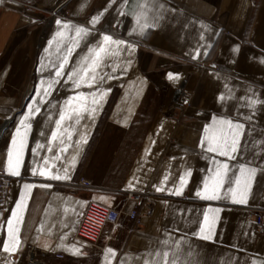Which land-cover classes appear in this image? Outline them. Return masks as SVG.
Instances as JSON below:
<instances>
[{
  "label": "crops",
  "instance_id": "0c3cea01",
  "mask_svg": "<svg viewBox=\"0 0 264 264\" xmlns=\"http://www.w3.org/2000/svg\"><path fill=\"white\" fill-rule=\"evenodd\" d=\"M101 46L76 87L68 74ZM29 105L39 112L25 127ZM3 126L0 264H164L165 252L168 264H264V234L248 218L264 197V0H0ZM223 165L218 198L197 195ZM242 166L255 172L234 197ZM128 191L150 198L139 222L100 254L69 242L88 202L111 207Z\"/></svg>",
  "mask_w": 264,
  "mask_h": 264
},
{
  "label": "built area",
  "instance_id": "2783aa9c",
  "mask_svg": "<svg viewBox=\"0 0 264 264\" xmlns=\"http://www.w3.org/2000/svg\"><path fill=\"white\" fill-rule=\"evenodd\" d=\"M58 8L52 11V15L58 13ZM178 88L175 94L180 91ZM184 93V91H182ZM185 95V93H184ZM180 95L176 105H183V97ZM9 180L2 178L0 181V204L4 200ZM79 186L89 188L90 184L80 179ZM150 198L147 194L124 192L122 197L114 206L107 207L97 202L90 201L86 204L81 216L78 220L75 233L69 239L70 243L79 245L83 250L100 254L111 242L117 240L116 230H120L121 226L126 222H139L136 207L139 205L149 204ZM135 207L129 209L130 205ZM248 218L255 224L258 235L264 234V197L262 206L258 209L251 210ZM57 260H62V254H55Z\"/></svg>",
  "mask_w": 264,
  "mask_h": 264
},
{
  "label": "snow or ice",
  "instance_id": "6c2138e0",
  "mask_svg": "<svg viewBox=\"0 0 264 264\" xmlns=\"http://www.w3.org/2000/svg\"><path fill=\"white\" fill-rule=\"evenodd\" d=\"M98 20V17H94L93 18V23H95L96 21ZM61 22L60 21H57V24H60ZM65 27H67V25H65ZM85 31L84 29H77V32L78 34L80 32H83ZM103 40L105 42H108V41H112L114 43H117V44H120V43H126L125 41H113L112 40V37H110L109 35H104L103 36ZM51 43V41L49 42ZM47 51V49H46ZM105 49L103 46H101L99 48L98 51H96V54H95V58L92 60V65L89 66V67H86V68H81L80 71H76V70H73V72L69 73L68 74V77L70 80H74L75 83H76V87H79L80 85V82H86L87 81V78L89 77V75L91 74L92 72V69L93 67L97 64V61H99L100 59V54L102 52H104ZM67 61V57H65V63ZM64 68V63H61L59 69L56 71V76L59 77L62 75V70ZM170 75V78L172 77V74H169ZM95 76L93 75L91 77V83H89V86H92V83L95 82ZM45 94H47V90L45 89ZM71 100L72 98H69V101H68V104L70 105L71 104ZM94 103H96V101H93ZM29 108V112L25 114V117L24 119H22L20 121V123L22 125H25V121L28 119V116L30 114H32L33 112H39V109H32V106L29 105L28 106ZM66 116H65V113L63 111H61V114L59 116V119L56 121V125H57V129H59L61 127V123L65 120ZM70 118V117H69ZM223 123V122H222ZM229 125H231V122H228ZM25 127H28L27 125H25ZM235 127L239 128L241 127L240 125H236ZM20 132V129L18 128L17 129V134H19ZM57 136H58V132L57 131H53L52 134H51V140L52 141H55L57 139ZM24 137L21 136L20 138V141H19V150L17 152V166L19 165V154H20V151L23 149L24 147ZM12 144L13 145H16L17 144V140H16V137L14 136L13 137V140H12ZM39 147V145H38ZM228 148H229V145L227 143H225L223 145V147H213L212 144L210 143L209 144V147H208V150L209 151H220L221 155H229V151H228ZM51 150V149H49ZM236 150V147H235V141H233L232 145H231V151L234 152ZM33 151H35V149H33ZM11 156V152L9 154ZM9 163L11 164V160L9 161ZM10 171H12V169L10 168ZM255 172V169H245L243 166L241 167L240 169V176L236 178L235 180V184H236V189H230V191L233 192V196L235 197L237 192L239 191L240 189V186L242 184V180H244L246 178V173H249V174H254ZM13 174L15 175H19V172L18 171H13ZM40 175L44 176V175H47L46 172L44 171H41L40 172ZM53 179H66L67 176L65 175L64 177H61V176H53L52 177ZM211 180V184L209 183L208 180L205 181L204 183V189H203V193H200L198 192L197 195H202V198H206V199H217L218 196H219V193H218V189L223 186L225 180L227 179V165H223V166H220L216 169V172L214 174V176L210 177L209 178ZM182 183H183V178H182ZM29 185H25V188H28ZM157 190H160V189H157ZM177 194H179V192H177ZM241 196H242V193H241ZM238 202L240 203H244V199L241 198ZM22 205L21 204H17V209H19ZM13 217L17 216V213L14 211L12 213ZM207 216H205V222L207 223ZM8 231H9V236L11 237L13 235V229H12V220L10 219L8 221ZM201 231L203 232V229H201ZM205 238H208V237H205ZM163 243H167L166 241L163 242ZM8 248H7V244H5V251H7ZM157 255H159V253H157ZM168 252H165L164 253V257H165V260H164V264H168Z\"/></svg>",
  "mask_w": 264,
  "mask_h": 264
},
{
  "label": "rangeland",
  "instance_id": "374dc122",
  "mask_svg": "<svg viewBox=\"0 0 264 264\" xmlns=\"http://www.w3.org/2000/svg\"><path fill=\"white\" fill-rule=\"evenodd\" d=\"M63 13V10L62 9H60V10H58V13L56 14V15H59V14H62ZM45 25V24H44ZM46 26V25H45ZM43 33V32H42ZM32 63H34V62H32ZM32 67H33V65H32ZM15 76H19V73H16L15 74ZM169 103H171V102H169ZM173 105V104H172ZM3 139L4 138H2V140H1V142H0V147H1V145H2V143H3ZM5 197V196H4ZM3 203V202H2ZM2 206V204H0V207Z\"/></svg>",
  "mask_w": 264,
  "mask_h": 264
},
{
  "label": "bare ground",
  "instance_id": "6f19581e",
  "mask_svg": "<svg viewBox=\"0 0 264 264\" xmlns=\"http://www.w3.org/2000/svg\"><path fill=\"white\" fill-rule=\"evenodd\" d=\"M180 91H181V89H180ZM4 128H5V126H3V128H2V130H1V132H0V140H1V138H2Z\"/></svg>",
  "mask_w": 264,
  "mask_h": 264
}]
</instances>
